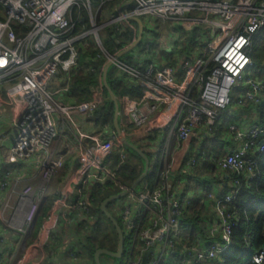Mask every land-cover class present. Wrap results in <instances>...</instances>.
<instances>
[{
  "label": "built area",
  "instance_id": "built-area-1",
  "mask_svg": "<svg viewBox=\"0 0 264 264\" xmlns=\"http://www.w3.org/2000/svg\"><path fill=\"white\" fill-rule=\"evenodd\" d=\"M110 1L94 4L92 0H0V113L9 110L17 132L4 160L17 167L29 166L38 173L36 184L20 191L7 224L24 234L31 229L47 198L49 183L63 167V157L52 156L50 150L59 134L57 126L74 125L73 113L93 116L104 101L102 75L111 64L118 75L143 88L137 101L119 99L120 113L126 115L128 126L133 127V132L121 129L125 139L132 143L136 142L132 136L142 139L152 137L160 129L165 131L156 149L155 184L151 188L145 186L138 194L129 192L122 199L119 219L136 247L123 264H141L148 250L152 251L146 264H220L219 255L231 243L233 223L225 213L231 196L212 197L214 220L210 228L213 234H220L222 242L203 248L188 246L182 241L180 217L190 198L178 193L183 183H175L174 174L188 153L190 141L198 133L204 137L213 135L218 122L217 109L229 105L228 94L234 86L242 90L237 100L239 106L242 99L255 106L264 104V77L245 76L253 68L248 56L253 35L264 28V0H120L114 13L108 16ZM196 12L200 15L189 16ZM132 18H139L144 29L161 23L171 27L170 30L188 32L208 25L214 36L202 39L195 57L182 60L184 76L178 81L171 67L157 65L150 55L149 40L144 37L141 50L149 61L144 71L105 53L98 32L108 24L123 22L136 33L137 24ZM89 40L105 58L101 77L82 85L83 93L77 104H65L71 77L80 70L78 49L87 46ZM175 40L173 37L168 44H174ZM180 42L181 38L172 51L180 47ZM57 75L64 76L63 86L52 88L49 85ZM161 118H168L165 124L158 121ZM229 129L235 132L239 145L226 150L217 168L252 179L256 175L247 153L264 152V123L254 122L247 131L235 124ZM92 140L91 145L81 150L74 170L67 177L70 189L58 191L50 210L63 229L69 226L73 212L83 216L88 213L86 200L70 203L72 190L80 184L113 181L117 168L109 169L106 159L116 150L120 162L126 158V147L115 133L101 134ZM175 143L180 145L178 152L173 151ZM9 179L6 175L2 180L0 192H4ZM251 261L264 264V251L254 254Z\"/></svg>",
  "mask_w": 264,
  "mask_h": 264
},
{
  "label": "trees",
  "instance_id": "trees-1",
  "mask_svg": "<svg viewBox=\"0 0 264 264\" xmlns=\"http://www.w3.org/2000/svg\"><path fill=\"white\" fill-rule=\"evenodd\" d=\"M92 1L97 4L100 0ZM119 3L120 0H111L107 4L106 12L108 16L114 13L113 11ZM193 15L189 14V16ZM157 28L158 24L155 23L152 28L144 29V33L149 35L148 38L144 37V40H149V47L152 48L150 55L153 59H155L153 55L155 56L157 53L156 40L159 36ZM169 28L172 29L171 27ZM196 29L194 28L188 34H197ZM177 30L179 29L175 28L173 31ZM137 31L134 33L128 25L121 22L106 25L98 32V35L105 53L109 56H117L133 42L134 37L137 36ZM260 33L262 35L260 40L253 37L248 51V56L253 62V69L257 70L254 74L256 77L253 78H257L261 72H264V28ZM144 40L140 41L134 50L136 52L132 51L123 55L120 61L129 67L144 71L145 64L149 62L147 59L143 60L147 58L143 50H141ZM181 43L178 49L181 48ZM178 49H175V55H171V58L168 59L167 66H175ZM78 51L80 70L71 77L68 92L70 97H76L75 91L78 86L96 82L101 77V68L105 59L103 52L97 49L90 41L87 46H80ZM185 55L187 54H183V56ZM188 57H191V55ZM60 78L62 79L61 86H63L64 76L61 75ZM106 80L118 99L126 97L129 100L137 101L142 95L143 88L140 85L133 84L124 75H118L113 67L108 69ZM103 93L104 101L93 114L92 121L100 129L105 127L113 128L114 105L105 89H103ZM195 96L197 97L196 93ZM241 102L242 105L238 106L240 108L234 110L238 114L236 120L233 123H226L222 118L219 119L213 135L208 137V141L210 140L211 142L209 144L203 143L193 151L190 150L179 166V170L184 172H177L176 174L179 179L177 182H181L183 176L186 177L183 183L184 191L190 190L192 185H195L198 190L202 189L203 192L190 198L189 205L184 209L180 217L182 241L188 246L203 248L213 242H222L220 234H213L210 228L214 220V213H211L208 209V205L213 204L212 199L209 197L216 184L221 187L220 193L217 194L218 196H231L230 202L225 205V213L230 216L229 221L233 223L230 237L231 243L229 248L219 255L220 264H254L251 261V257L262 251L264 246V152L255 153L250 151L247 153V158L252 162V170L256 175L252 179H244L243 176L233 172H220L217 168L218 161L226 152H217L215 142L217 138L235 139V132L229 129L231 124L240 125L242 114L248 113L253 109L258 113V123H264V104L255 106L246 99H242ZM231 106L232 104L229 103L225 108H221V112L218 109L220 113H224H219V115L225 116L229 112L232 113L230 110ZM160 132L164 133L163 130ZM225 140L227 141V139ZM150 141L152 142V140ZM134 144L150 161V156L153 155V152L148 148V145L145 146L143 143ZM125 152L126 158L123 162H120L118 150L113 151L105 161L109 169L114 170L117 168L113 181L86 183L78 186L70 203H77L81 199L86 200L88 213L84 216L85 219L79 222L75 228L68 230L57 228L49 234L48 241L43 247L46 258L42 264H54L53 258L64 247V240L66 239H70V244L64 253L67 261L74 258L76 262L95 264L94 255L97 250L103 249L112 253L117 251L118 236L116 230L101 211V204L111 196L129 189L144 171V160L128 148H125ZM7 173L6 167L0 169V182L6 177ZM228 181L230 182L228 183ZM235 182L236 184H233ZM140 184L143 185L142 187L151 188L155 184V175L153 179L148 175ZM112 203L107 205L106 209L113 216L110 211ZM50 207L51 202L48 201L46 204L45 201L41 207L39 219L46 215ZM116 221L118 222L117 219ZM105 257L108 256L102 255L100 257L101 263L103 261L106 262L110 258Z\"/></svg>",
  "mask_w": 264,
  "mask_h": 264
},
{
  "label": "crops",
  "instance_id": "crops-1",
  "mask_svg": "<svg viewBox=\"0 0 264 264\" xmlns=\"http://www.w3.org/2000/svg\"><path fill=\"white\" fill-rule=\"evenodd\" d=\"M192 14H194L193 16L200 15V13L198 12L192 13ZM156 24H158V28L161 25L159 23H156ZM148 36H149L148 34L144 33L143 37L148 38ZM149 38L153 39L152 37H149ZM161 39L163 41H160ZM172 40L173 38H171L170 41ZM166 42L167 41L165 37L164 39L160 36L157 37V40H156L157 53L155 54V56L153 55V57L155 58L156 63L159 67L168 65L167 62H168L169 57H165V54L168 51H170L169 52L170 55H175L174 53L175 51H172L173 50L172 47L174 46V44L169 45ZM160 53L161 55L159 56ZM143 60H146V58ZM252 70H251V75H252ZM60 76L61 75L55 76L52 79L49 86L52 88L53 87L60 88L61 80H62ZM263 76H264V72H261L260 76H258L257 78H262ZM176 77H178L179 79L180 74L177 73ZM254 77L256 76L254 75ZM75 93H76V97L67 96V98L65 99V104L74 105L80 101L81 95L83 93L82 86H78L76 88ZM238 108L240 107L237 106V102L230 107V110L232 111V113L229 112V114H227V115H230V121H227L226 120L227 118H226L225 119L226 123H233L236 120V116H238V114H236L235 113L236 111L234 110H237ZM242 116L243 117L242 119H240L241 121L239 122L240 125L238 124L237 125L240 126L241 129L245 131L249 129V126L252 123L258 122V113L255 112L254 109L248 113H243ZM71 118H72V121L74 122V125L67 124V125H63L62 127L57 126L59 134L54 140V142L52 143L51 148H50L52 156L54 157L62 156L63 157V167L61 168V170L64 171L62 173V171L60 170L59 173L53 178V180L48 185V188H47L48 195L45 201H46V204L48 201L51 202V207L42 219H39V215L42 209H40L37 212L35 221L30 229V232H27L29 233L28 235L27 233L24 234L20 232L18 229L9 227L7 222L4 223V220H2V224L0 225V236L2 239V245L0 246V263L1 264H42V262L46 258V254L43 250V247L48 241L49 234L57 228H60L62 230H68L70 228H75V226L79 222L85 219V217L80 212H73L71 214V222L69 226L63 229L61 227V224H59V222L57 223L55 216L50 215V210L52 208L54 200L57 198L58 191L61 190L62 188H66V190L70 189V186L68 184V179L70 177L69 178L67 177L74 170L81 150L93 143L92 138L94 137L99 138L101 134L104 136L105 135L111 136L113 133L116 134V131L114 127L113 128L105 127L103 129H100V127L95 126L94 122L92 121V116H85V115H81L78 113H73ZM167 119L168 118H161L158 121L161 124H165ZM119 124H120V128L123 131H126L128 129V131L133 132L131 131L133 127L128 126L129 125L128 120H126V115L122 113V111L119 115ZM3 125H8V130L0 132V169L3 167H6L8 171L6 175L10 176V179L8 180V184L4 192H0V213H2L5 207L10 208L12 211L13 208L16 206L17 197L20 191L23 189V187L27 185H34L36 184L38 180V173L35 170H33L31 167L24 166V165L17 167V166L9 165L5 163L4 155L10 145L11 140L15 137L17 133L16 129L12 126V119L10 117L8 109L0 113V127ZM162 130L163 132H165L164 129H160L152 137L150 136L148 138L142 137V139H140L141 137L132 136L131 137L132 141L133 140L136 141L132 143L133 144L143 143L145 146L148 145V148L151 150V152H153V154H156V149L161 139L160 135H163L160 132ZM150 138H153L155 140L150 139ZM208 139H209L208 137H204L202 136V134L198 133V135H196V138H193V140L190 141L189 145H187L186 147L187 152L189 153L190 148H192L191 149L192 151L194 149H197L203 143L209 144L211 141L210 140L208 141ZM225 139H227V141ZM225 139H222V138L216 139L215 149L217 150V152L219 151L226 152L227 149L233 148L239 145L238 141L235 139H231V140H229L228 138H225ZM150 140H152V142ZM192 142H194L193 145H192ZM179 148H180V145L175 143V148L173 149V151L176 150L178 152ZM187 154L184 156H187ZM178 170L177 172L179 173L184 172V171L181 172L180 170L179 171ZM177 172L174 175H175V180L178 181L179 179L176 177ZM17 178H20V179L17 180ZM183 178L186 179L185 176H183ZM180 187L179 189L181 190ZM183 189H184V186H183ZM190 190H191V193L189 192L188 194L186 191H184L185 194H187L186 196L187 197L189 196V198H193L196 194L203 193L202 189L198 190L195 185H192ZM220 190H221L220 185L216 184L214 186V189H212L211 191L212 194L210 195L209 198L212 199L213 196H216L217 194H219ZM72 191H73V194L69 198L70 202L75 196L76 189ZM10 201H12L11 206L9 205ZM208 207H209L208 209L212 213L213 204L208 205ZM10 214L11 212L9 213V215ZM18 244H19L20 250H18V247H16ZM21 244H22V247H21ZM69 244H70V239L64 240V247L61 248L59 252L57 253V255L53 258L54 264H81L82 263V262H76L74 258H73L74 261L73 260L67 261V258H65L64 253ZM17 251H21L22 254L17 255L16 254ZM101 264H110V262L103 261Z\"/></svg>",
  "mask_w": 264,
  "mask_h": 264
},
{
  "label": "rangeland",
  "instance_id": "rangeland-1",
  "mask_svg": "<svg viewBox=\"0 0 264 264\" xmlns=\"http://www.w3.org/2000/svg\"><path fill=\"white\" fill-rule=\"evenodd\" d=\"M196 28H197L196 29L197 30V34H195V35L188 34V33L192 32L193 29L190 30L189 32H186L184 29H181V31H173V30L169 29V26L167 24H164V25L161 24L160 27L158 28L159 36L162 37L163 39L165 37L166 41H167L166 43H170L171 38L176 37V40H175L174 44H177L178 39L181 38V42H182L181 43V48L178 49V51L176 52L177 53L176 64H175L174 67L170 66L174 70V73H176L175 75H177V73L180 74V78L178 79V77H177L178 81H180L183 78V76H184V72H183V69H182V66H183L184 62L182 60H184V61L187 60L188 56H190V55L195 57L196 53H198L200 48L202 47V39L204 37H207L208 39H212L213 36H214V33H212V31H211V29L209 28L208 25H200V26H198ZM162 29H163V31H162ZM203 34H205V35L203 36ZM261 36L262 35H261L260 31L256 32L253 35V37L259 38V40H260ZM160 41H163V40L161 39ZM169 52L170 51H168L165 54V57H169V59H170L171 55H170ZM183 54H187V55L183 56ZM186 56H187V58H186ZM256 71L257 70L253 69L252 70V75L247 73L245 76L246 77H254V74H255ZM241 94H242V90H241L240 86H234L231 89V91L229 92V94H228L229 99H230V103L232 105H234L237 102V100H238V98L240 97ZM219 110L221 112V109H219ZM219 110L217 109L218 121L221 118H222L223 121H225L226 118H227L226 119L227 121H230V115H227V114H225V116L219 115V113H220ZM220 114H224V113L222 112ZM6 130H8V125H3V126L0 127V132L6 131ZM194 138H196V136ZM193 143L194 142H192V145H193ZM191 149L192 148H190V150ZM157 166H158V154L157 155L153 154L152 156H150V169H149V174H148L149 177H151L152 179L154 178V175L156 173ZM61 171H62V173L64 172L63 170H61ZM185 180L186 179L183 178L181 181L184 183ZM174 182L176 183L177 180H175ZM142 186L143 185L140 184V185H138L136 187V189H135V193L136 194H138V193H140L142 191V189H143ZM183 186L184 185H182L180 187L181 190L180 189L178 190L179 194H181L182 196H186L189 192L191 193V190L187 189L186 190L187 194H185ZM122 199L123 198L114 201L111 204L110 211L113 214V216L118 220L119 225H120V227L122 229V232H123L124 254H123V257L118 258V259L117 258L105 257V258H109V260L107 259L106 262H110V264H123L124 261H127L128 257H129V254L133 250V247H134L132 236L125 230L124 226L122 225V223L120 222V219H119V213H120V209H121L120 206H121V203H122ZM11 202L12 201H10V204H9L10 206H11ZM10 212H11V209L5 207V209L2 211V213H0V225L2 224V220H4V223L8 222V218H9V213ZM28 232H30V230ZM28 234L29 233H27V235ZM16 247H18V250H20L19 244ZM21 247H22V244H21ZM134 249H136V247H134ZM16 254L17 255L18 254L21 255L22 252L21 251H17ZM81 264H83V263H81Z\"/></svg>",
  "mask_w": 264,
  "mask_h": 264
},
{
  "label": "water",
  "instance_id": "water-1",
  "mask_svg": "<svg viewBox=\"0 0 264 264\" xmlns=\"http://www.w3.org/2000/svg\"><path fill=\"white\" fill-rule=\"evenodd\" d=\"M132 22H134L135 24H137V28H138V33H137V37L135 39L134 42H132L131 45H129L128 47L124 48V50L119 53L116 57L115 60H120V58L127 54L130 53L132 51H134L136 49V47L139 45L143 34H144V25L142 23V21L139 18H132L131 19ZM111 67V64H108L103 71V75H102V83H103V87L106 90L108 97L110 98V101L113 103L114 105V120H113V127L116 131L117 136L121 139V141L124 144V147L134 151L137 155H139L143 160H144V171L142 173V175L137 178L135 180V182L133 183V185L127 189L122 191L119 194H116L114 196H111L110 198H108L107 200H105L102 204H101V211L104 213L105 217L112 223V225L114 226L117 236H118V249L115 253L112 252H108L107 250H97L95 252L94 255V259H95V264H101L100 261V257L102 255H106L110 258H121L123 256L124 253V238H123V232L118 224V222L116 221V219L107 211L106 207L107 205H109L111 202H114L118 199H121L123 197H125L129 192L135 191L136 187L148 176L149 174V169H150V161L147 158V156L141 151L139 150L135 144L131 143L130 141H127V139H125L121 128H120V124H119V115H120V104H119V99L115 96V94L113 93V91L110 89L107 80H106V75L108 72V69ZM152 250H148L143 254L142 260H141V264H146L147 263V257L148 255L151 253ZM263 251H264V246H263Z\"/></svg>",
  "mask_w": 264,
  "mask_h": 264
},
{
  "label": "bare ground",
  "instance_id": "bare-ground-1",
  "mask_svg": "<svg viewBox=\"0 0 264 264\" xmlns=\"http://www.w3.org/2000/svg\"><path fill=\"white\" fill-rule=\"evenodd\" d=\"M230 103V102H229ZM237 106H239L238 104H237ZM241 106V105H240Z\"/></svg>",
  "mask_w": 264,
  "mask_h": 264
}]
</instances>
